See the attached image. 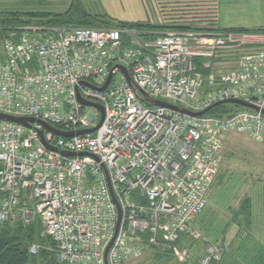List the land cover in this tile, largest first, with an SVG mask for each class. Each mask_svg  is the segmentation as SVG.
<instances>
[{
    "label": "built area",
    "instance_id": "2783aa9c",
    "mask_svg": "<svg viewBox=\"0 0 264 264\" xmlns=\"http://www.w3.org/2000/svg\"><path fill=\"white\" fill-rule=\"evenodd\" d=\"M153 33L145 36L136 26L25 24L3 39L0 112L73 131L101 118L80 97L104 108L96 130L73 136L37 120L0 119V222L40 219L61 262L125 264L150 244L170 245L184 233L201 238L194 221L219 171L224 133L264 142V47L242 55L235 68L219 71L211 61L233 43L264 44V35ZM149 97L192 111L225 99L258 109L237 104L228 115L196 116L150 104ZM228 245L210 244L201 264L220 260ZM39 248L29 245L32 254Z\"/></svg>",
    "mask_w": 264,
    "mask_h": 264
},
{
    "label": "trees",
    "instance_id": "16d2710c",
    "mask_svg": "<svg viewBox=\"0 0 264 264\" xmlns=\"http://www.w3.org/2000/svg\"><path fill=\"white\" fill-rule=\"evenodd\" d=\"M148 5H149V0ZM194 3V2H193ZM197 6L191 8V3H180L178 1L168 2L160 0L155 7L152 16L142 21H123L115 18H108L104 15L92 14L88 12L81 0H72L70 5L61 11L51 10L45 7L32 8H8L0 9V35L4 37L11 29H15L24 24H45L57 25L65 27L75 26H109V27H138L146 32L145 36L153 38L155 34L153 31H163L167 29H200V30H228V31H244V32H262L264 27H245V26H231L222 27L217 22L218 11L216 2L212 5L206 6L203 9L200 2H195ZM193 9V10H192ZM153 30V31H152ZM152 31L149 35L148 32ZM264 47V44L244 45L231 50L217 51L215 61H225L228 59V52H232L234 56L241 58L245 53L257 50ZM3 53L0 55L2 57ZM215 69V68H214ZM210 70V69H209ZM241 108V106L233 103H223L213 107L207 114L218 116L228 115L232 111ZM224 156V152L222 149ZM223 164L221 163L219 171L215 180L224 179L225 169L223 167V176H220ZM214 183V182H213ZM210 190V189H209ZM208 190V195L209 191ZM209 198V197H208ZM251 199L249 196L245 197L241 203L237 214L245 218V224L248 226L252 221ZM205 208L199 213L195 220V226L201 230L202 233L208 235L209 242H216L217 238L213 236L211 226L205 219L207 215ZM241 222V221H240ZM249 231L248 228H246ZM42 225L40 219L35 220L31 224H23L19 221L0 222V264H67L57 259V245L56 242L48 235L42 233ZM245 230V229H244ZM225 229L222 232V240L227 241ZM247 231L230 239L228 248L224 251L220 260L211 261L209 264H264V243L257 237ZM213 238V239H210ZM38 243L40 245L39 251L32 254L29 251L31 243ZM183 243V244H182ZM173 245L187 244L193 251H195V259L203 256L204 250L199 246L198 240L192 239L191 236L184 233L180 238L172 243ZM182 244V245H181ZM214 244V243H212ZM147 251L154 252L156 264H169L172 260L177 259L179 263H185L188 258L181 261L177 258L171 245L162 246L159 244H150L147 246ZM198 251H201L198 254ZM203 253V254H202ZM140 257V256H139ZM132 258L125 262V264H139L140 259ZM198 257V258H197ZM155 264V263H154Z\"/></svg>",
    "mask_w": 264,
    "mask_h": 264
},
{
    "label": "rangeland",
    "instance_id": "374dc122",
    "mask_svg": "<svg viewBox=\"0 0 264 264\" xmlns=\"http://www.w3.org/2000/svg\"><path fill=\"white\" fill-rule=\"evenodd\" d=\"M72 0H0V9H8V8H32V7H45L51 10L61 11L67 8ZM84 8L92 13L98 15H104L108 18H115L123 21H142L149 18V15L152 16L157 8L155 5L160 0H149V5L147 0H81ZM168 2L178 1L180 3H191V8L197 9L192 6L195 5V2H200L204 7L212 5L213 2H216L217 11H218V19L217 22L222 27H231V26H245V27H264V0H163ZM194 2V3H193ZM192 9V10H193ZM25 25V24H24ZM240 32L242 34L244 31H234ZM252 33V32H246ZM253 34L264 35L262 32H253ZM249 45L261 44L258 42H253L251 38H249ZM240 44V43H238ZM247 44H241L240 46H244ZM239 45L233 43L230 47H225L219 49L221 50H231L240 47ZM218 51V50H217ZM213 55L211 61L212 66L217 67L216 70H226L230 68L238 67L240 63V58L234 56L232 52H228V59L225 61H215L216 53ZM4 52V43L3 38L0 35V55ZM203 63H206L202 61ZM97 122V120H96ZM29 129H26L28 132ZM223 152L224 156L222 159L223 167L225 166V177L228 180L231 186L226 187L223 185V195H222V203H214L213 206L206 207L205 213L210 218V222L208 226H211L212 233L214 238L216 237V242H209L208 235L202 233L201 230L197 228L201 233V238L192 239L198 240L199 246L204 250L212 244H222L224 242L229 243L227 241L222 240V232L227 224L229 218H234L235 220L240 219L243 229L247 231L246 228H249L247 224H245V218L239 216L237 213H232L229 211V207L233 210V197H243L239 192L241 190V183H245L247 181V188H250L251 184H254L257 176L262 177L261 167H264V143L263 141H259L253 137H250L244 133H240L234 130H228L224 133L223 137ZM259 180H257V183ZM244 184V186H245ZM217 188L215 189V193L213 195V202L217 200L221 195L217 194ZM210 191V190H209ZM233 196V197H232ZM209 197L207 193V198ZM224 197V198H223ZM244 200V199H243ZM242 200V202H243ZM208 202V201H207ZM241 202V203H242ZM225 203V204H224ZM230 204V206H229ZM221 205V206H220ZM241 204L238 206H234V209H239ZM198 216V215H197ZM197 218V217H196ZM195 218V220H196ZM239 221V220H238ZM204 232V231H203ZM249 231H247L248 233ZM252 235V234H251ZM252 237H255L252 235ZM213 239V238H210ZM183 244V243H182ZM181 244V245H182ZM174 250L175 255L181 261H184L185 258H189L185 263L179 264H201V256L198 258L197 262L192 258H196L195 251H193L187 244L179 246L170 244ZM169 245V246H170ZM177 248V250L174 249ZM148 248L144 250L142 255L139 257L141 260L139 264H156V258L154 257V252L147 251ZM184 251H186L183 256ZM203 252V253H204ZM201 251H198L200 254ZM202 253V254H203ZM178 260L174 259L169 264H177Z\"/></svg>",
    "mask_w": 264,
    "mask_h": 264
},
{
    "label": "crops",
    "instance_id": "0c3cea01",
    "mask_svg": "<svg viewBox=\"0 0 264 264\" xmlns=\"http://www.w3.org/2000/svg\"><path fill=\"white\" fill-rule=\"evenodd\" d=\"M264 143V142H263ZM262 171H264V167H261ZM225 169V166H224ZM223 166H222V170L220 171V176H223ZM257 180H259V183H257ZM214 183H212L211 187H210V192H209V198H208V206L209 204H211L210 206L212 207L214 203H222V193H223V185H226V187L231 186V184H229L228 180H223V179H214L213 181ZM245 183H241L240 189L241 190L239 193L241 195H243V197H233L232 199L234 202H232L233 204V210L232 208L229 207V211H232V213H237L239 209H234V206H238L241 204L242 200L249 196L251 199V212H252V221L251 224L249 226V233L252 234L253 236L257 237L260 239V241L262 243H264V172L262 173V177L259 175L257 176V179L255 181L254 184H251L250 188H247V181H245ZM245 184V186H244ZM249 185V184H248ZM217 188V194L221 195L220 197L217 198V200H214L213 202V195H214V191ZM224 198V197H223ZM225 204V203H224ZM221 206V205H220ZM230 206V204H229ZM205 219L210 222V218L208 216H205ZM239 220V221H238ZM235 220L234 218H229L227 224L225 225V234L223 233V235H225L227 237L228 240L232 239L233 237H236L239 234H243V231H245L242 227V224L240 222V219Z\"/></svg>",
    "mask_w": 264,
    "mask_h": 264
},
{
    "label": "water",
    "instance_id": "95a60500",
    "mask_svg": "<svg viewBox=\"0 0 264 264\" xmlns=\"http://www.w3.org/2000/svg\"><path fill=\"white\" fill-rule=\"evenodd\" d=\"M120 68L129 77V72H128L127 68L125 66H120ZM109 80H110V78H108L106 83L103 86H101L100 88L104 89L108 85ZM138 91H139V89H138ZM140 92L144 94V91L140 90ZM80 99L82 100V102L84 104L94 105V106H97L100 109L101 118H100V120H99V122L97 123L96 126L91 127V128H85V129H77V130H73V131H63V130L57 129V128L49 125L46 122L38 120L35 117L15 116V115L7 114V113H4V112H0V119H8V120L16 121V122L23 123V124H26V125H29L30 122L37 120V121H39V122H41L43 124L45 129L51 130V131H53V132H55V133H57L59 135H63V136H73V135H76V134H83V133L93 132L94 130H96L100 126V124L102 123V121L104 119V108L98 102L85 100V99H83L81 97H80ZM147 100H148V102L150 104H153V105L168 106V107L180 110L182 112H187V113H190V114H193V115H196V116L197 115H202V114L208 112L213 107H216V106L221 105L223 103H236V104L243 105V106H246V107H249V108H252V109H258L257 106H255V105H253V104H251L249 102H246V101H243V100H239V99H225V100L217 101V102L213 103L212 105H210V106H208L205 109L200 110V111H192V110L187 109V108H185L183 106H180V105L174 104L172 102H169L167 100H162V99H159V98H156V97H149ZM41 135L43 136V131H41ZM69 153L70 154H74V152H69ZM113 240H114V237L112 238V240L110 241L109 245L107 246L106 251H105V255H107L108 248L110 247V245H111Z\"/></svg>",
    "mask_w": 264,
    "mask_h": 264
}]
</instances>
